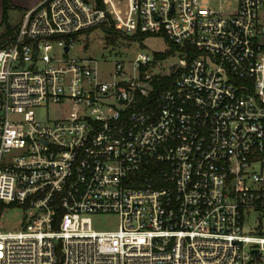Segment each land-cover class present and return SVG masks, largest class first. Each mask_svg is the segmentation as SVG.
<instances>
[{
  "label": "built area",
  "instance_id": "built-area-1",
  "mask_svg": "<svg viewBox=\"0 0 264 264\" xmlns=\"http://www.w3.org/2000/svg\"><path fill=\"white\" fill-rule=\"evenodd\" d=\"M102 25L177 49L70 54ZM6 41L0 264H264V0H41Z\"/></svg>",
  "mask_w": 264,
  "mask_h": 264
},
{
  "label": "rangeland",
  "instance_id": "rangeland-1",
  "mask_svg": "<svg viewBox=\"0 0 264 264\" xmlns=\"http://www.w3.org/2000/svg\"><path fill=\"white\" fill-rule=\"evenodd\" d=\"M12 20V19H11ZM4 26L0 27V32H4ZM106 39L105 34L101 30H93L79 36V40L75 42L71 55L89 56L94 55L100 58L105 49ZM137 43L129 40H123L115 49L127 50L136 49L146 50L147 52L154 54L156 52L165 51L168 48V43L162 35L148 36L140 46ZM84 48V49H83ZM48 111L54 114V110H49L46 107L39 109L40 117H46ZM24 216L23 209L18 206L12 205L5 212L2 223L6 230H14L19 228L20 222ZM119 219L116 215H100L95 218V228L98 230L115 229L118 227Z\"/></svg>",
  "mask_w": 264,
  "mask_h": 264
},
{
  "label": "trees",
  "instance_id": "trees-1",
  "mask_svg": "<svg viewBox=\"0 0 264 264\" xmlns=\"http://www.w3.org/2000/svg\"><path fill=\"white\" fill-rule=\"evenodd\" d=\"M3 3H4L3 23L7 25V28L4 32L2 33L0 32V44L1 45L7 44L6 37L14 31V29L8 25V12H9V9L13 7V4L11 0H3ZM102 27L105 33L106 43L113 46L114 49L123 40H129L135 43L140 42L142 44L148 36H151V34H146V33H137L135 35L130 36V35L122 33L120 30H117L114 27V25H111V26L102 25ZM92 30L93 29H89V30H86V32H90ZM77 36L78 34L63 35V38H65L67 43L69 44L72 38H77ZM166 41L168 45L170 46V49L164 52H158V56L160 57L166 56L169 53L174 52L177 49V46L174 45L169 39H167Z\"/></svg>",
  "mask_w": 264,
  "mask_h": 264
},
{
  "label": "crops",
  "instance_id": "crops-1",
  "mask_svg": "<svg viewBox=\"0 0 264 264\" xmlns=\"http://www.w3.org/2000/svg\"><path fill=\"white\" fill-rule=\"evenodd\" d=\"M41 0H11L13 7L8 12V25L14 30L21 24L24 14L37 6ZM4 3L0 0V27L4 26V31L7 25L3 23ZM12 19V20H11Z\"/></svg>",
  "mask_w": 264,
  "mask_h": 264
},
{
  "label": "water",
  "instance_id": "water-1",
  "mask_svg": "<svg viewBox=\"0 0 264 264\" xmlns=\"http://www.w3.org/2000/svg\"><path fill=\"white\" fill-rule=\"evenodd\" d=\"M66 49L69 50V46H67Z\"/></svg>",
  "mask_w": 264,
  "mask_h": 264
}]
</instances>
